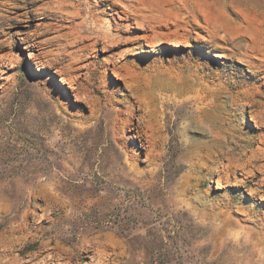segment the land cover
<instances>
[{"label":"rangeland","instance_id":"1","mask_svg":"<svg viewBox=\"0 0 264 264\" xmlns=\"http://www.w3.org/2000/svg\"><path fill=\"white\" fill-rule=\"evenodd\" d=\"M0 264H264V0H0Z\"/></svg>","mask_w":264,"mask_h":264}]
</instances>
